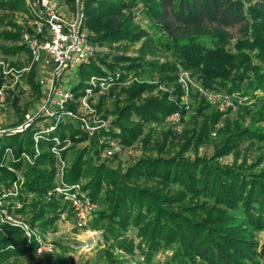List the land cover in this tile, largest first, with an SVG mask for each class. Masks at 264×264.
Returning <instances> with one entry per match:
<instances>
[{
    "label": "trees",
    "instance_id": "obj_1",
    "mask_svg": "<svg viewBox=\"0 0 264 264\" xmlns=\"http://www.w3.org/2000/svg\"><path fill=\"white\" fill-rule=\"evenodd\" d=\"M139 3L145 9L144 18L153 27L168 32L169 37L160 48L168 52L174 62L161 66L144 64L141 56L121 60L129 63L126 71L138 75L146 72L143 69L146 67L159 78L157 85L132 84L124 90L122 107L115 100L113 126L119 130L115 137L122 145L130 147L136 143L144 123L160 121L179 111L175 103L167 100L169 95L166 93L160 99L149 98L140 105L134 103L141 94L151 92L156 86L174 83L176 65L197 75L200 86L207 92H223L227 97L235 94L251 96L258 91L264 94V76L258 68L251 66L247 55L255 51L254 58L264 65V0H85V24L89 31L97 34L91 40L100 45H113L123 41L137 43L145 38L129 17V12ZM23 10L21 0L0 2V12ZM3 18L0 17V26ZM230 30L240 37L233 48L229 46ZM19 38L17 32H0L3 42L16 43ZM150 45V41H145L140 55H153ZM2 50L10 55L26 51L23 46ZM101 65L106 66L104 62ZM200 65L202 72L195 73L194 67ZM106 67L114 69L112 65ZM103 75L104 72L93 64L82 67V80L74 92H79L86 77ZM29 83L37 94V87L31 81ZM173 93L181 96L178 88ZM104 101V98L100 100L101 106ZM132 117L138 122H133ZM219 117L211 114L204 120L197 140H206L207 125L215 124ZM258 120H261L260 116ZM230 127L235 128L231 131ZM58 136L63 138L62 134ZM219 136L221 146L210 160L195 157L190 161L182 155L141 159L120 176L103 166L87 165L90 161L82 163L80 157L66 170L64 182L71 185L80 179H88L83 190L93 202L99 198L103 186L106 188L103 203L107 211L100 214V218L106 220L105 239L112 241L113 249L130 255L137 250L146 262L157 252L169 251L171 256L164 264H258L255 259L264 258V245L259 252L254 232L264 229V170L254 173L253 169L262 156L250 166L242 161L236 167H222L214 161L234 153L238 158L237 147L243 141L264 145V131L241 130L238 124H226ZM29 137L30 134L24 135L23 139L20 136L4 137V143L0 144V159L7 148L13 149L17 158L23 146L31 155ZM187 142L181 146V154L188 149ZM51 145L49 141L42 142V153L33 165L19 162L15 166L24 168L25 191L34 196L31 202H23L20 213L29 215L30 223L37 224L41 230L51 228L61 212L56 201L44 202L46 194L54 188V161L45 151ZM13 179L12 175L1 171L0 183ZM140 179L153 181L154 187L133 186V182ZM169 186H176L181 192L171 195L166 191ZM199 199L203 202L194 204ZM130 228L136 230V246L125 237ZM36 247L35 244L26 245L19 231L6 230L5 236H0V264L10 259L19 260ZM108 257L106 264H114L111 256ZM44 264L64 263L49 259Z\"/></svg>",
    "mask_w": 264,
    "mask_h": 264
},
{
    "label": "rangeland",
    "instance_id": "obj_2",
    "mask_svg": "<svg viewBox=\"0 0 264 264\" xmlns=\"http://www.w3.org/2000/svg\"><path fill=\"white\" fill-rule=\"evenodd\" d=\"M2 1L5 0H0V2ZM21 1L23 11L12 13L0 12V17H4V22L0 26V32L4 31L9 34L17 32L20 34L19 41L16 43L0 40V55L3 57L0 61L8 63L9 69L12 68L13 73H17L16 76H21L22 80L24 78L23 82L27 84L29 90H27L28 92L24 91L20 85L6 90L4 102L0 103V131H13L24 125L26 117L30 115L32 117L41 99L39 88L34 80L36 69L31 68L27 75L24 76L23 74V69L30 65V60L25 54L26 51L10 55L5 54L2 50V48L22 46L21 32L28 28L26 24L28 23L27 17L31 16L28 14L26 0ZM31 1L33 0H29L30 3ZM60 4L61 8H64V3ZM67 5L70 8L73 7L70 2ZM71 10L73 11V9ZM144 10L142 4L139 3L134 10L129 12L132 25L146 35L145 38L137 43H128L126 41L113 45L94 43L91 39L97 34L89 31L85 24L92 52L89 64H93L96 68H99L104 72V75L102 77H86L82 83V87L79 89V96L81 98L86 97L90 109L83 113L79 111V106L77 105L75 107V114L84 118L85 123L74 118L59 122L50 137L58 138L60 144L55 147L56 144H53V141L50 140L49 142L52 145L49 148H45V151L51 155L54 161V188L48 192L51 194L49 201L54 200L61 207L58 221L49 229L41 230L37 224L30 223L29 215L20 213L23 209V202H31L34 196L25 191L24 168L18 169L15 167L19 162L33 165L34 161L42 153L40 145L43 141L35 142L34 136L36 133L34 131L36 128L33 127L27 129L25 132L6 136V139L13 136H20L23 139L24 135L30 134L28 141L30 142L29 149H31V155L26 153L24 146L18 158L14 154L13 149L10 148L5 149L2 154L0 159V174L1 171H4L12 175L14 179L7 183H0V196L7 195L8 199L6 198L5 200L7 202L10 201V207L13 209L17 208L14 210V213L17 214L16 218L20 222V227L25 226L31 234L30 239H28L23 229L2 225L0 226V236L4 237L6 230H17L22 234V239L26 245L35 244L37 247L39 244L50 245L53 248V252L45 257H37L34 250L19 260L10 259L1 264H44L49 259L55 263L62 262L64 264H106L105 260L106 257L107 259L109 258L108 256H111L114 264H164L171 256L169 251L157 252L151 261L146 262L137 250L130 255L111 248L112 241L108 237L107 241L105 239L104 225L106 224V220L102 217L100 218V214H106L107 211L106 205L103 203L106 188L103 186L99 198L93 202L88 192L83 190L88 179H80L76 184H67L64 182L66 170L80 157L82 163L90 161L87 165H91L94 168L103 166L109 171L118 173L120 176H124L127 170L135 166L141 159H168L169 157L182 155L190 161H193L195 157L210 160L221 146L219 133L225 129L226 124L230 126L238 124V128L241 130L258 129L264 131L263 93L258 91L251 96L242 97L239 94H235L232 97H227L223 92L216 94L207 92L200 86L197 75L183 69L180 65H176V80L174 83L158 85L151 92L141 94L140 98L134 103L135 105H140L149 98L160 99L162 94L166 93L169 95L167 100L175 103L179 108V111L174 113L180 117L179 124L176 126L166 124L167 118L174 114L162 118L157 122L144 123L141 136L136 143L130 147L121 144L120 140L115 137L119 135V130L113 126V122L116 119L115 100L119 102V107H122L125 99L123 92L132 84H145L148 86L157 85L159 81L157 74L150 73L146 67L143 68L146 72H140L141 74L138 75L134 74L133 71H126L129 63L121 62V60L136 59L138 56H141L144 59V62L142 61L144 64L161 66L165 64L170 65L174 62L170 54L163 48H160V44L163 41L165 42L169 37L168 32L164 28L153 27L144 18ZM86 20L85 15V22ZM229 33L231 34L229 46L233 48L240 37L235 35L234 30H230ZM145 41L151 42L150 46L154 52L153 55L148 53L140 55V50ZM255 53L253 51L247 54L248 58H250L251 66L258 68L260 74L264 76V65L254 58ZM233 54H235L234 49H232ZM103 62L106 66H114V69L111 70L101 65ZM194 68L195 73L202 72L201 65ZM233 73L231 72V74ZM31 74L32 77L30 78ZM30 81L37 87V94L33 91L29 83ZM101 84L108 85L109 88H103L100 86ZM176 88L180 90V97L175 96L173 93ZM88 91L89 94H86ZM110 91H112V94L109 93ZM102 98L105 101L101 106L100 100ZM77 103L79 104L78 101ZM220 105H223V108H220ZM198 110L201 111L198 112ZM211 114H218L220 117L215 124L207 125L208 133L206 140L201 142L197 140L198 135L204 127V120ZM259 116L261 118L260 121L258 120ZM132 118L133 122H138V119ZM43 120L45 118L35 121L36 123H41ZM54 125L55 121L49 120L47 123L45 122L42 129L53 127ZM90 127L95 129L92 135L86 130V128ZM234 128L230 127L231 131ZM37 129L38 131L40 130L39 128ZM58 134H62L63 138H60ZM3 138L4 136L0 137V144L4 143ZM51 138L48 137L47 139ZM185 142L189 144V147L181 154V146ZM53 148L54 151L52 150ZM109 150L112 152L111 156L106 155ZM236 153L238 154V158L235 157L236 154L234 153L235 156L234 154H229L216 159L214 162L222 167H236L241 165L242 161H245L246 165L250 166L262 156L261 162L253 169V172L258 173L264 170V145L251 141H243L238 145ZM22 154H26L29 157L30 163L21 159ZM64 186H77L76 191L79 192L80 201L89 211L87 224L83 230H79L77 227V216L71 202L65 200L62 195L56 196V193H53V190L57 187L62 188ZM133 186L150 188L154 187V182L140 179L135 180ZM166 191H169L171 195L181 192L176 186H169ZM47 194L44 197V202L46 203L48 202ZM201 202L203 201L199 199L194 201V204H200ZM125 237L131 239L135 246L138 244L136 230L130 228L126 232ZM254 240L260 252L264 245V229L254 232ZM255 260L258 264H264V258H256Z\"/></svg>",
    "mask_w": 264,
    "mask_h": 264
},
{
    "label": "built area",
    "instance_id": "obj_3",
    "mask_svg": "<svg viewBox=\"0 0 264 264\" xmlns=\"http://www.w3.org/2000/svg\"><path fill=\"white\" fill-rule=\"evenodd\" d=\"M84 1L33 0L30 3L29 0H26L28 14L31 17H27L28 28L21 32V43L25 47V54L30 60V65L23 69V74L27 75L31 68L36 69L34 80L39 88L41 99L32 117L31 115L26 117L24 125L13 131H0V137L19 134L33 127L36 128L34 131L36 133L35 142L52 140L56 147L60 142L58 138H51L50 135L59 122L74 118L85 123L84 118L75 114V107L78 105L79 111L85 113L90 109L89 103L86 97L81 98L79 92H74L81 80V68L89 64L92 53L89 35L85 27ZM68 2L73 5L72 8L67 5ZM60 3H64V8H61ZM2 59L3 57L0 55V60ZM16 75L17 73H13L12 68L9 69L8 63L0 61V103L4 102L6 90L11 87L20 85L24 91L29 90L27 84L23 82L24 78L22 80L21 76ZM100 86L109 88L108 85L101 84ZM86 94H89V91ZM220 108H223V105H220ZM42 118L45 120L36 123L38 119ZM49 120L55 121V125L42 129L45 122L47 123ZM179 122L180 117L177 114L166 120V124L171 126H176ZM37 128L40 130L38 131ZM86 130L90 135L95 131L93 127L86 128ZM48 137L51 139H47ZM52 150L54 151V148ZM111 154L110 150L106 153L107 156H111ZM21 159L30 163L26 154H22ZM77 188V186L57 187L53 193H56V196L62 195L65 200L71 202L77 216V227L79 230H83L87 224L89 211L81 203ZM47 195V201H49L51 194ZM6 198L7 195L0 196V226L21 228L30 239L31 233L25 226L20 227V222L16 218L17 214L14 213V210L17 208L10 207V201L7 202ZM52 249L50 245L39 244L34 253L37 257H45L53 252Z\"/></svg>",
    "mask_w": 264,
    "mask_h": 264
}]
</instances>
